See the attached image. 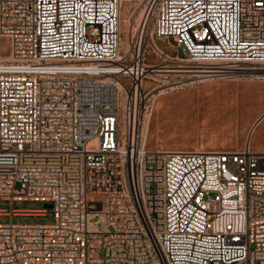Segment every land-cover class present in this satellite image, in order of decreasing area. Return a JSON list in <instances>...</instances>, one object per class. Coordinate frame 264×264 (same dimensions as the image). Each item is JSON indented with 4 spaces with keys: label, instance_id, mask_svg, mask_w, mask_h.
<instances>
[{
    "label": "built area",
    "instance_id": "obj_1",
    "mask_svg": "<svg viewBox=\"0 0 264 264\" xmlns=\"http://www.w3.org/2000/svg\"><path fill=\"white\" fill-rule=\"evenodd\" d=\"M0 38V264H264V151L145 144L167 90L264 78V0H0Z\"/></svg>",
    "mask_w": 264,
    "mask_h": 264
},
{
    "label": "rangeland",
    "instance_id": "obj_2",
    "mask_svg": "<svg viewBox=\"0 0 264 264\" xmlns=\"http://www.w3.org/2000/svg\"><path fill=\"white\" fill-rule=\"evenodd\" d=\"M127 3L122 4L121 16ZM124 32L121 30V52ZM157 46L174 50L172 41L154 39ZM149 49L146 51L148 52ZM7 53V40L0 38V55ZM254 91L259 92L255 95ZM198 98V99H196ZM264 110V78L252 73L216 82H201L173 88L160 94L154 105L146 133V148L158 150L238 149L246 141L253 151H264V115L259 118L250 139L251 128ZM44 202L20 200L11 206L19 209H42ZM9 203L0 200V208ZM12 216L17 224H51L53 216ZM0 216V223L8 222Z\"/></svg>",
    "mask_w": 264,
    "mask_h": 264
},
{
    "label": "bare ground",
    "instance_id": "obj_3",
    "mask_svg": "<svg viewBox=\"0 0 264 264\" xmlns=\"http://www.w3.org/2000/svg\"><path fill=\"white\" fill-rule=\"evenodd\" d=\"M263 69H264V68H263ZM263 71H264V70H263ZM254 94H255V95H259V92L254 91ZM196 99H198V98H196ZM258 121H259V119L256 120V123H254V125L252 126V128H251V132H250V134H249V136H248V139H250V137H251L253 131L256 129V124H257ZM194 150H203V149H194Z\"/></svg>",
    "mask_w": 264,
    "mask_h": 264
},
{
    "label": "crops",
    "instance_id": "obj_4",
    "mask_svg": "<svg viewBox=\"0 0 264 264\" xmlns=\"http://www.w3.org/2000/svg\"><path fill=\"white\" fill-rule=\"evenodd\" d=\"M264 115V110L259 114V116L257 117L258 119L261 118ZM240 149V148H238Z\"/></svg>",
    "mask_w": 264,
    "mask_h": 264
},
{
    "label": "water",
    "instance_id": "obj_5",
    "mask_svg": "<svg viewBox=\"0 0 264 264\" xmlns=\"http://www.w3.org/2000/svg\"><path fill=\"white\" fill-rule=\"evenodd\" d=\"M43 206L46 208H50V204H47V203H44Z\"/></svg>",
    "mask_w": 264,
    "mask_h": 264
}]
</instances>
